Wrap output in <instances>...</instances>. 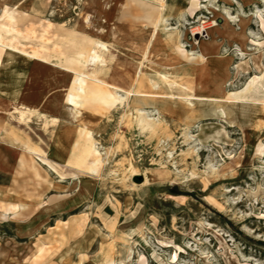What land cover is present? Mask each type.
Here are the masks:
<instances>
[{"label":"rangeland","instance_id":"obj_1","mask_svg":"<svg viewBox=\"0 0 264 264\" xmlns=\"http://www.w3.org/2000/svg\"><path fill=\"white\" fill-rule=\"evenodd\" d=\"M0 264H264V0H0Z\"/></svg>","mask_w":264,"mask_h":264},{"label":"bare ground","instance_id":"obj_2","mask_svg":"<svg viewBox=\"0 0 264 264\" xmlns=\"http://www.w3.org/2000/svg\"><path fill=\"white\" fill-rule=\"evenodd\" d=\"M158 15H160V14H158ZM89 17L88 16H86V18H85V20H86V22H87V19H88ZM90 19V18H89ZM164 21V18H163V16H159V18H158V20H157V23H156V30H158L159 31V33L161 34V28H160V24L162 23ZM154 27V26H153ZM155 29V28H154ZM154 34V33H153ZM163 36V41H165L166 42V44H167V46L168 47H170V49L172 50V51H174V53L179 57V58H181L182 60H183V58L185 59V60H188V55H186V56H182V55H179V54H177L176 53V51H175V48H177V43H178V41H177V34L176 33H174V32H172V33H167V34H164V35H162ZM151 40V39H150ZM167 47V48H168ZM86 52V51H85ZM85 52H82L81 53V55H80V57H79V59L77 60V61H75V60H72V59H65V62L62 64L61 63V66H62V68L63 67H65V68H67V66H68V64H70V63H74V62H82V61H85V59H87V58H90V59H94L97 55L94 53V54H86ZM85 53V54H84ZM147 53V52H146ZM71 57V56H70ZM75 57V56H74ZM195 60H198V61H202L203 60V56H199V57H197ZM197 61V62H198ZM105 86H107L108 88H111L113 91L111 92V94L113 93V95H118V89H117V87L118 86H116V85H110V84H107V83H105ZM124 94H121L122 95V97H121V100H126L127 98H128V95H129V90H126V89H123V91H122ZM106 94H107V92H106ZM106 94H103V97L105 98L104 100V102H106V100H107V97H106ZM121 95H119V97L121 96ZM142 96H144V97H147L148 95H142ZM226 97V96H225ZM185 101H186V104L188 105V106H194L195 104H194V102L192 101V100H190V99H185ZM136 102H138L136 99H135V103ZM160 105H162V102H158ZM65 107L66 108H68L70 111L67 113V115H68V118L72 121V122H75V121H77L79 118H80V116H81V110L80 109H78L77 107H76V105H75V102H74V100L72 99V97H69L66 101H65ZM216 109H220V111H216ZM227 110H226V108H224V106L223 105H221L220 103H215L214 104V107L211 109V112L210 113H200V114H203V115H214V116H217V117H219V118H225L226 119V116H224V115H226V112ZM136 113L138 114V122H139V124L141 125V127L143 128V129H145V128H148V129H152V128H154V126L157 124V122L155 121V119H153V118H150V117H148L147 116V114L143 111V109H141V108H139V107H136ZM199 116H202V115H199ZM198 116V117H199ZM228 119V118H227ZM78 124V123H77ZM29 152H33V150H29ZM41 160L42 161H44V162H47L51 167H52V164L50 163V162H48V161H46L45 159H42L41 158ZM134 170V169H133ZM136 172V171H135Z\"/></svg>","mask_w":264,"mask_h":264},{"label":"crops","instance_id":"obj_3","mask_svg":"<svg viewBox=\"0 0 264 264\" xmlns=\"http://www.w3.org/2000/svg\"><path fill=\"white\" fill-rule=\"evenodd\" d=\"M192 72L195 73L194 68H193ZM60 137L62 138V140H57L56 141L57 143H54L55 141L54 142H49L48 147H46V149L47 150L49 149L48 151H50L52 153L53 160H56V163L57 162H63V160L65 158V155H66V151L69 150V145H70V143L68 142L69 141V139H68L69 136L68 135H66V141L64 140L65 136H60ZM49 146H50V148H49Z\"/></svg>","mask_w":264,"mask_h":264}]
</instances>
